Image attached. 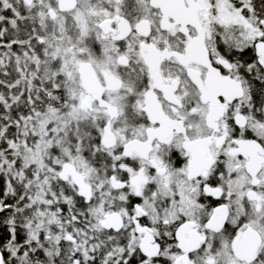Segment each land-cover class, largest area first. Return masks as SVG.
<instances>
[{
    "label": "snow or ice",
    "instance_id": "snow-or-ice-1",
    "mask_svg": "<svg viewBox=\"0 0 264 264\" xmlns=\"http://www.w3.org/2000/svg\"><path fill=\"white\" fill-rule=\"evenodd\" d=\"M0 264H264V0H0Z\"/></svg>",
    "mask_w": 264,
    "mask_h": 264
}]
</instances>
